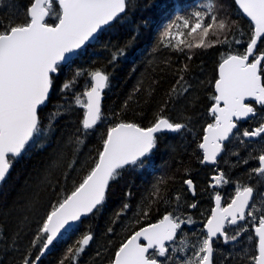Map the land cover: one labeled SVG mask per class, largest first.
I'll return each instance as SVG.
<instances>
[{
	"label": "trees",
	"instance_id": "16d2710c",
	"mask_svg": "<svg viewBox=\"0 0 264 264\" xmlns=\"http://www.w3.org/2000/svg\"><path fill=\"white\" fill-rule=\"evenodd\" d=\"M31 2L0 0V19L7 20L12 16L22 19ZM207 3L208 0H128L122 16L77 52L71 64L61 65L59 72L54 74L47 103L38 109L41 126L48 127L51 113L59 110L61 114L51 121V131L35 140V147H29L25 154L14 160L5 180L0 183V264H21L23 256L34 259L39 254V242L36 247L31 242L36 239L47 212L82 181L97 158L98 150L102 149V138L106 137L107 129L120 122L147 128L159 115L185 127L175 132L157 133L156 147L142 158L143 164L121 169L120 176L109 182L102 206L65 231L38 264H59L62 259L66 264H110L122 243L142 227L155 224L168 214L179 217L182 223L176 238L166 246L169 258L157 256L156 259L161 264H182V261L194 259V246L206 238L203 226L217 194L222 196L225 204L238 188L244 186L254 189V198L264 195V177L252 172L259 166L264 135L249 149L241 146L236 135L223 146L214 166L201 163L202 152L198 147L204 129L208 124H215L209 109L215 103L212 97L219 64L228 54L245 53L254 30L251 22L233 0H217L216 14L226 15L237 25L236 31L226 37L229 43L191 49L181 46L182 50L172 46L176 44L175 40L169 44L166 38L160 43L165 25L177 15L191 17L194 11H207ZM54 10L59 12L57 3ZM46 21L56 22L53 16L47 17ZM177 23L182 25V21ZM178 30L187 33L190 29L174 26L171 32L175 35ZM184 39L195 44L199 42V34ZM215 39L211 33L207 37L209 42ZM220 39L225 37L222 35ZM236 40L241 43H235ZM120 50L123 55L113 61V53ZM262 52L264 40L259 41L255 54L259 56ZM97 69L109 76L101 105L104 119L84 135L76 131L81 127L85 111L76 103V97L85 103L82 94L91 87L89 73ZM77 70L81 75L75 77V84L62 92V85L72 80ZM174 87L177 92H173ZM254 106L256 114L245 130H254L264 123V106ZM75 135H80L84 141L79 145V151H75L76 145L69 142ZM57 153L64 156L62 166L51 170L50 182L41 184ZM74 159L77 163L69 169L68 164ZM219 173L224 182L214 185L213 176ZM161 178L166 181L161 185L164 199L151 203L149 194ZM185 180L192 181L194 197L188 192ZM125 203L130 207L121 212ZM193 204L195 207H190ZM259 205L255 206L250 222L239 227L248 240V248L240 255L238 250L226 254L227 251L219 247L213 253L215 264H233L229 262L232 258H245L246 264H252V255H257L252 228L264 215V207ZM144 212H147L146 216ZM117 213L121 214L117 216ZM17 233L15 246H9ZM86 234L93 237L88 247L73 260H67L71 255L68 249H75ZM180 248H183L182 252L173 251Z\"/></svg>",
	"mask_w": 264,
	"mask_h": 264
},
{
	"label": "snow or ice",
	"instance_id": "6c2138e0",
	"mask_svg": "<svg viewBox=\"0 0 264 264\" xmlns=\"http://www.w3.org/2000/svg\"><path fill=\"white\" fill-rule=\"evenodd\" d=\"M58 3L59 12L54 10ZM235 4L243 10V13L250 18L254 24L253 34L244 54H228L219 64V78L215 81L216 95L212 97L215 103L209 109L215 117V124H208L204 129L203 143L198 147L203 150L204 162H214L217 153L221 150L217 141L224 140L236 127L232 117L237 119L255 115V109L250 103H245L246 97L264 106V52L256 56L255 49L258 40H264V0H235ZM128 7V0H32L27 7L22 19L12 16L10 19H0V182L4 181L16 158L25 154L29 147H35V140L41 134L51 131V121L61 113H51L47 128L41 126L38 115V106L46 103L50 89L53 87L54 74L58 73L61 64H71L72 58L77 54L86 42L96 38V33L103 26L118 19ZM207 11H194L191 17L177 15L174 20L165 25L161 33L160 43L167 38L169 44L172 40L178 50L181 46L189 49L211 47L216 43H229L227 36L236 31L235 22H230L226 15H217V0H208L205 5ZM53 16L55 23H48L46 17ZM194 18V21L193 19ZM182 21V25L178 24ZM190 29L187 33L178 30L175 35L171 32L173 27ZM199 34V42L192 44L186 42L187 37H194ZM216 39L208 41L209 34ZM225 39L221 40L220 37ZM235 43H241L236 40ZM118 55H123L120 50L113 53L112 60ZM250 57H255L250 61ZM183 71V69L181 70ZM81 72L77 70L72 80L66 81L61 91L69 90L76 82ZM91 87L86 88L83 96L87 102L76 97V103L84 108L81 127L77 133L87 135L89 130L94 129L104 117L101 110V90L108 86L109 76L102 70H95L89 73ZM183 80V77H181ZM178 84L180 81L177 82ZM187 91V88H184ZM173 92H177L174 87ZM223 102V107H220ZM127 103V102H126ZM185 125L172 123L167 118L157 116L155 123L150 127L142 128L135 123L120 122L107 129L106 137L102 138V149L98 150L97 158L92 162L87 174L82 181L74 187L70 194L53 204L47 212L39 228L37 237L31 242L33 247L39 242V254L34 259L27 255L21 258V264H37L41 256L49 249L59 234L72 222H76L82 215L93 212L102 206L106 199V189L109 182L120 176L121 169L136 167L143 164L146 158L155 149L157 138L155 133L164 129L179 131ZM264 134V123L254 130H245L243 136L255 137ZM76 145L75 151H79V145L84 141L80 135H75L69 140ZM43 145H40L42 147ZM64 156L57 153L46 170L40 183L45 184L51 170L62 166ZM259 166L252 169L260 177H264V150L258 157ZM77 160L68 164L72 169ZM83 167V165H82ZM218 183L224 182L223 175L213 177ZM185 184L192 188V181L185 180ZM166 181L161 178L153 185L149 194V201L156 203L164 199L161 185ZM254 189L249 186L238 188L236 198L231 204L222 210L223 214L232 216V224L239 219L245 218V208L249 207V200L252 198ZM130 195V193H129ZM180 199L179 196L176 198ZM220 201L219 195L216 197ZM129 204L125 203L121 212L128 210ZM195 207V205H190ZM121 213H117L119 216ZM145 216L147 212L143 213ZM253 216V212H247ZM182 221L172 214L165 215L158 223L150 224L136 231L125 243H122L116 250L114 259L110 264H159L156 259L167 257L168 249L165 241H173L177 236ZM223 217L218 216L217 209H213L212 217L208 220L207 238L199 245L194 246V259L182 261V264H212L213 237L217 234L225 236V242L229 239L222 231ZM109 231H112L110 228ZM259 238L258 255H252V264H264V215L259 218V226L255 229ZM236 235H239L237 232ZM236 235L230 237L235 240ZM19 234L12 238L11 247L15 246ZM143 237L147 244L138 243ZM91 235H84L75 249L69 248L71 255L66 259L71 261L76 255L84 250V247L92 240ZM183 243V241H182ZM149 249L154 252L146 255ZM183 251V248L173 249ZM59 264H66L65 259Z\"/></svg>",
	"mask_w": 264,
	"mask_h": 264
},
{
	"label": "water",
	"instance_id": "95a60500",
	"mask_svg": "<svg viewBox=\"0 0 264 264\" xmlns=\"http://www.w3.org/2000/svg\"><path fill=\"white\" fill-rule=\"evenodd\" d=\"M233 1H234V3H235V0H233ZM57 5H58V3H57ZM235 5H236L237 8L239 9V11L242 12V14L247 18V20H248L249 22H251L250 18L247 17V16L243 13V10L240 9L239 6H238L237 4H235ZM58 7H59V5H58ZM124 13H125V12H124ZM124 13H122L120 16H122ZM46 19H47V17H46ZM113 22H114V21H113ZM113 22H110V24H112ZM110 24H109V25H110ZM251 24H252V22H251ZM109 25L103 26L101 30H98V32L95 34V35H96V38L98 37L100 31L104 30V29H105L107 26H109ZM252 25H253V27H254V24H252ZM96 38H95V39H96ZM95 39H93V40H95ZM93 40H90V41L86 42V44H85L81 49H79L77 52H79L80 50H82L83 48H85L86 46H88ZM259 41H260V40H258V43H259ZM255 52H256V49H255ZM251 58H252V57H250V61H249V62H251ZM61 65H63V66H68L67 63H63V64H61ZM218 78H219V72H218ZM104 89H105V88H104ZM104 89L101 90V105H102V99H103V92H104ZM214 90H215V86H214ZM215 95H216V92H215ZM49 96H50V94H49ZM48 99H49V97H48ZM48 99H47V101H48ZM47 101H46V103H47ZM86 102H87V97L85 96V103H86ZM244 102H245V103H250V104L253 103V104H256L257 106H261V105L257 104V103L254 101V99L251 98V97H246ZM46 103H45V104H46ZM45 104H43V105H41V106H38V109H39L40 107H43ZM220 107H223V102H221ZM252 117H254V115H252V114H250L249 117H247V118H245V117H241V118L237 119L236 117H232V121H233V123L236 124V127L232 129V131L228 134V137H227L226 139L221 140V141H217V143L220 144V148H221V150L217 153L216 160H217V158H218V157L221 155V153H222L223 145L226 144V143L228 142V140L233 136V133H234L235 130L237 129L238 123H245L246 121H248V120H249L250 118H252ZM161 132H174V131L164 129V130H162ZM161 132H158V133H161ZM156 134H157V133H155L154 135H156ZM204 135H205V132H204ZM203 137H204V136H203ZM245 138H246V139L256 140V139H257V136H255V137H245ZM203 142H204V141H203V139H202V142H201V143H203ZM200 150H201V152H202V159H203V150H202V149H200ZM216 160H215L214 162H204L203 164H204V165H211V166H213V165L216 164ZM0 183H1V182H0ZM185 185H186V187L188 188L189 193H190L192 196H194V185H193V183H192V188H191V189H189V186H188L187 184H185ZM253 194H254V192H253ZM216 197H217V196H216ZM216 197L214 198V201H213L214 206H213V208H212V210H211V214H210L209 219L212 217V211H213V209H217L218 216H222V217H223V227H222V231L224 230V227H225L226 223H228L229 226L233 227V226H236V225H238L239 223H241V222L244 221V219H243V220H240V219H239V213H237V214H236V215H237V223H236V224H232V223L230 222V221L232 220V216H230V215H226V214H223V212H222V210L225 209V208H227V207L231 204L232 200L236 198V194L233 196V198H232V200L230 201V203H229L228 205H226L225 207H223V208H222V199H221V197L219 196V197H220V201H219V203H217ZM252 198H253V195H252ZM252 198H250V200H249V205H250V203H251V201H252ZM248 208H249V207H246V208H245V210H244L245 213L248 211ZM91 213H92V212H91ZM91 213H88V214L82 215L78 221H76V222H72L70 227H66V229H64V230L61 231V233L59 234V237H60L65 231H67L68 229L72 228V227H73L75 224H77L81 219H83L84 217L88 216V215L91 214ZM209 219H208V220H209ZM208 220L206 221V223L204 224V227H203V229H204V231L206 232V234H207V228H206V225H207ZM157 223H158V222H157ZM258 226H259V223H257V224H256L255 226H253V228H252L253 236H254V238L257 240V255L259 254V253H258L259 238H258V236L256 235V231H255V229H256V227H258ZM218 237L225 239V236H221V235L217 234V236H216V237H213L212 240L217 239ZM175 238H176V237H175ZM175 238H174V239H175ZM55 241H56V240H55ZM55 241H54V242H55ZM89 242H90V241H89ZM126 242H127V241H126ZM171 242H172V241H165V247H166L168 244H170ZM138 243H141V244L146 245V244H147V241H145V240L143 239V237H141V238L138 240ZM88 245H89V244H88ZM88 245H86L84 248H87ZM46 251H47V250H46ZM153 252H154L153 249H149V252H148L146 255H150V254L153 253ZM45 253H46V252H45ZM45 253H44V254H45ZM44 254L41 256V258L44 256ZM212 257H213V256H212ZM159 264H160V263H159Z\"/></svg>",
	"mask_w": 264,
	"mask_h": 264
},
{
	"label": "flooded vegetation",
	"instance_id": "af4514ba",
	"mask_svg": "<svg viewBox=\"0 0 264 264\" xmlns=\"http://www.w3.org/2000/svg\"><path fill=\"white\" fill-rule=\"evenodd\" d=\"M251 105L255 109L254 105H256V104L252 103ZM255 112H256V110H255ZM249 121H250V119L248 121H246L245 123H238L236 131L239 134H243L242 131H243V129L245 130L246 127H248ZM262 135H264V134H261L260 136H262ZM260 136H257V139ZM257 139H256V141H257ZM247 141L248 142H255V141H249V140H247ZM241 146L243 148H245V149H249L248 147L243 146L242 144H241ZM213 183L216 184V180H213ZM221 198H222V196H221ZM226 205L227 204H225L223 202V200H222V206H226ZM252 208H253V206L250 207L247 212H249V211L253 212L254 209L252 210ZM247 212L245 213V218H244V221L242 223H240V224H238V225H236L234 227H230L228 225V223H226L225 228H224V233L226 234L227 237H229V239L227 240V242H225V239L220 238V237H218L217 239L213 240V245L212 246H213L214 250H216L217 248L221 247L222 249H225L227 251L226 254L231 253V251H233V250H238L237 254H240V255H241V253L243 254L244 244L247 245L248 240H246V238L244 236V232L239 227L241 225H243V224L247 225L250 222L249 219H251L252 216H248ZM237 232H239V234H241V236L240 235H236ZM205 234H206V232H205ZM233 235H236V239L235 240L230 239V237H232ZM206 238H207V234H206ZM229 262L233 263V264H246L247 260L245 258H232ZM212 264H215L214 255H213V258H212Z\"/></svg>",
	"mask_w": 264,
	"mask_h": 264
},
{
	"label": "rangeland",
	"instance_id": "374dc122",
	"mask_svg": "<svg viewBox=\"0 0 264 264\" xmlns=\"http://www.w3.org/2000/svg\"><path fill=\"white\" fill-rule=\"evenodd\" d=\"M242 135H243V134H242ZM242 135H237V139H238L239 141L242 142V145H243V146H246V147H248V148H250V147H255V146H256V145H255V142H248L246 139L243 138ZM252 204H253V205H251V207L253 206L252 210H253V209L255 208V206H257L258 204H260V205H259L260 207H261V206L264 207V195H259L258 197L254 198ZM247 248H248V246L244 244V249H243V250H245V249H247Z\"/></svg>",
	"mask_w": 264,
	"mask_h": 264
},
{
	"label": "bare ground",
	"instance_id": "6f19581e",
	"mask_svg": "<svg viewBox=\"0 0 264 264\" xmlns=\"http://www.w3.org/2000/svg\"><path fill=\"white\" fill-rule=\"evenodd\" d=\"M181 97V96H180ZM247 140H249V141H255V140H252V139H247ZM39 262V261H38ZM38 262H37V264H38Z\"/></svg>",
	"mask_w": 264,
	"mask_h": 264
}]
</instances>
